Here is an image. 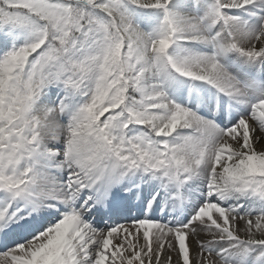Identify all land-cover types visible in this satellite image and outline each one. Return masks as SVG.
I'll return each instance as SVG.
<instances>
[{"label":"snow or ice","instance_id":"6c2138e0","mask_svg":"<svg viewBox=\"0 0 264 264\" xmlns=\"http://www.w3.org/2000/svg\"><path fill=\"white\" fill-rule=\"evenodd\" d=\"M0 264H264V0H0Z\"/></svg>","mask_w":264,"mask_h":264}]
</instances>
